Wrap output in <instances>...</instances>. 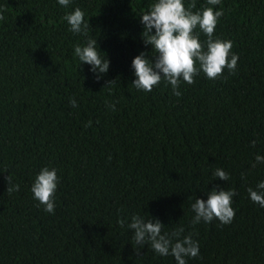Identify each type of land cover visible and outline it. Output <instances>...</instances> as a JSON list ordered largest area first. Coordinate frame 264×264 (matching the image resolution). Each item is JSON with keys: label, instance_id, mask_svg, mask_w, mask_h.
Wrapping results in <instances>:
<instances>
[{"label": "trees", "instance_id": "16d2710c", "mask_svg": "<svg viewBox=\"0 0 264 264\" xmlns=\"http://www.w3.org/2000/svg\"><path fill=\"white\" fill-rule=\"evenodd\" d=\"M0 264H264V0H0Z\"/></svg>", "mask_w": 264, "mask_h": 264}]
</instances>
